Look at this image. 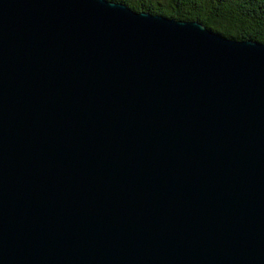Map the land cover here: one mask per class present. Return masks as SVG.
Returning a JSON list of instances; mask_svg holds the SVG:
<instances>
[{"label":"water","instance_id":"obj_1","mask_svg":"<svg viewBox=\"0 0 264 264\" xmlns=\"http://www.w3.org/2000/svg\"><path fill=\"white\" fill-rule=\"evenodd\" d=\"M0 264H264V43L0 0Z\"/></svg>","mask_w":264,"mask_h":264},{"label":"trees","instance_id":"obj_2","mask_svg":"<svg viewBox=\"0 0 264 264\" xmlns=\"http://www.w3.org/2000/svg\"><path fill=\"white\" fill-rule=\"evenodd\" d=\"M137 12L198 21L234 40L264 43V0H110Z\"/></svg>","mask_w":264,"mask_h":264}]
</instances>
